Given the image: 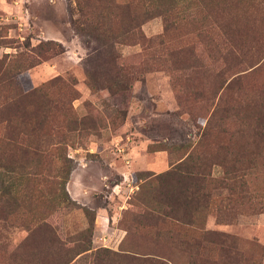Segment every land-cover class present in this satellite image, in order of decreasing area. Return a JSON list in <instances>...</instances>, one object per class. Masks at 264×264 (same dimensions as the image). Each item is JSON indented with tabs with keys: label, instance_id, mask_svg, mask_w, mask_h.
Returning <instances> with one entry per match:
<instances>
[{
	"label": "rangeland",
	"instance_id": "obj_1",
	"mask_svg": "<svg viewBox=\"0 0 264 264\" xmlns=\"http://www.w3.org/2000/svg\"><path fill=\"white\" fill-rule=\"evenodd\" d=\"M0 67V150L14 83L57 106L0 264H264V0H0Z\"/></svg>",
	"mask_w": 264,
	"mask_h": 264
},
{
	"label": "trees",
	"instance_id": "obj_2",
	"mask_svg": "<svg viewBox=\"0 0 264 264\" xmlns=\"http://www.w3.org/2000/svg\"><path fill=\"white\" fill-rule=\"evenodd\" d=\"M219 1L223 3L224 1L232 0ZM100 27L101 26H98V24H96L92 30H98L100 29ZM219 28L222 34L226 35L229 41H235L238 43V47H241L238 48L239 52H242L244 50L243 46L246 35L241 33L240 29L235 26L233 28V25L230 22L228 23L226 21L220 23ZM233 46L236 45L233 44ZM17 56L19 57V60L22 61L24 57L23 54ZM23 60L26 61V59ZM113 67H115V65H113ZM4 73H6V69L1 71L0 67V82H3V85H6V79L3 77ZM59 81V79L54 78L46 86L48 88L50 84H54L56 82L58 83ZM237 81L240 82V79H237ZM12 86L14 87V95L10 99L12 109L10 107L9 108L11 109L10 111L12 112L11 115L13 118L11 117L9 119L7 117V120H4L7 121V124L10 127V133L5 137V139L7 140V142L5 143L7 149L0 150V198H4L3 201L9 202L10 205L17 203V201L14 199L16 184L22 182L35 183L38 182L40 178H44L40 174V170L37 167H30L27 164H23V161L29 160V158H35L40 154L41 151L48 152V149L45 148V150H42L39 147L42 145V142H44L42 141V137L44 136L42 133L44 128L46 127L45 125L49 122L50 117L55 114V110L57 108L54 102L48 101L42 89H32L27 92H22L19 91V88L15 83ZM31 107L32 111L28 110ZM261 109L262 112H264L263 106H261ZM73 124H75V121H73ZM60 161L69 162V160L63 156L62 158L60 157ZM1 162H3V164ZM29 167L32 169H30ZM45 174L49 173L46 172ZM194 176L204 177L202 173L197 174V171L194 172L193 168L189 167L185 171V175L180 178L197 180ZM202 199L204 201L205 198L202 197ZM198 200L199 199H197V201ZM197 201L193 198V194H190L189 196L185 194L182 198V203H188L190 206L192 205V202ZM174 205L175 204H173V207L175 208L176 205ZM42 214H40V216ZM40 216H37L34 219H38ZM44 217H42V219ZM35 223L36 224L31 233L35 230H44L51 232V228L45 221H36ZM102 253L104 257L111 258L113 260L111 261L112 264L117 263V259L121 257L115 254H111L107 250H102ZM121 261L125 262V264H138L134 262L133 259L128 257H124V260L121 258Z\"/></svg>",
	"mask_w": 264,
	"mask_h": 264
}]
</instances>
